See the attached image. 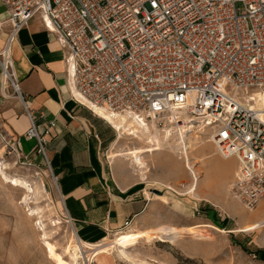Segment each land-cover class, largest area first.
I'll list each match as a JSON object with an SVG mask.
<instances>
[{
  "label": "built area",
  "instance_id": "1",
  "mask_svg": "<svg viewBox=\"0 0 264 264\" xmlns=\"http://www.w3.org/2000/svg\"><path fill=\"white\" fill-rule=\"evenodd\" d=\"M1 2L11 29L0 50V72L22 96L30 121L24 137L35 141L49 167L46 136L54 123H36L10 53L12 41L37 14L67 49L76 102L94 112L100 106L156 120L161 129L188 117L210 130L220 156L237 160L231 195L248 210L264 198V119L239 97L264 89V0ZM9 148L23 154L21 136H13Z\"/></svg>",
  "mask_w": 264,
  "mask_h": 264
},
{
  "label": "crops",
  "instance_id": "2",
  "mask_svg": "<svg viewBox=\"0 0 264 264\" xmlns=\"http://www.w3.org/2000/svg\"><path fill=\"white\" fill-rule=\"evenodd\" d=\"M8 17L0 0V50L11 29ZM10 53L15 77L36 123L40 128L54 123L51 134L46 136L50 167L58 177L59 192L78 235L95 243L111 233L116 237L137 229H154L159 214L155 216L153 211L165 208V201L157 195L163 192L165 182H192L183 163L177 160L181 170L170 169L166 179L165 169L158 164L164 151L152 153L157 166L151 173L146 166L140 164L136 168L124 155H118L119 151L133 147L122 142L109 121L72 98L75 89L67 73V49L46 25L42 14H37L19 31L10 45ZM14 113L7 115L9 127L15 136H21L23 153L29 156L35 141L24 137L30 125L28 114L23 110L13 118ZM203 156L205 173L197 183L198 198L224 205L238 162L234 157L220 156L213 149ZM141 158L139 161L147 165L144 156ZM230 161L235 164L227 169ZM261 205L262 200L257 209ZM258 218H264V212ZM261 254L264 256V251Z\"/></svg>",
  "mask_w": 264,
  "mask_h": 264
},
{
  "label": "rangeland",
  "instance_id": "3",
  "mask_svg": "<svg viewBox=\"0 0 264 264\" xmlns=\"http://www.w3.org/2000/svg\"><path fill=\"white\" fill-rule=\"evenodd\" d=\"M257 92L262 91L240 92L239 97L243 103H248L254 109H264L257 108L254 104L253 94ZM23 110L26 112L22 96L9 79L4 82L0 72V264H56L49 257L46 242L55 244L58 251L68 259L70 254L65 250L74 240L75 226L67 214L52 170L42 153L35 146L29 156L24 153L19 156L9 153V142L15 134L9 127L7 115L15 112V118ZM147 122L152 124L151 120ZM149 127L155 144L146 147L151 151L144 155L146 170L151 173L157 166L152 153L164 151L158 164L160 168L165 169L166 179L170 169L181 170L177 160L183 163L191 176V171L194 170L197 180L204 175V160L196 163L197 158H204L203 153L208 154L210 149L217 152L215 144L209 141L208 128H194L192 133L186 131L185 147L183 144L179 145L177 134L172 140L165 142L163 133L165 128H170L169 125L163 129L157 125L156 130ZM187 129H190V132L192 130L189 126ZM121 132L119 131V138L126 146L133 148L126 152L119 151L118 155H124L132 161L128 152L143 148L144 143ZM140 135L142 136V133ZM115 151H118V148ZM104 152L106 157L107 151ZM184 152H188L187 155H184ZM234 164V161L228 162L227 169L233 168ZM2 171L10 178L26 181L33 190L28 191L25 186L13 185L5 180ZM161 172L159 173L162 175ZM193 176L191 184L188 180L165 182V187L162 188L165 195L159 196L165 201V208L160 207L159 211H153L155 216L159 214V223L152 228L168 225L182 234L181 238L176 241L142 238L135 246L126 250L128 258L123 257L115 248L112 249L111 255L104 254L91 260H87L88 257H80L77 264H264V256L261 254L264 251V227L243 231L245 225L252 224L255 220L241 223L236 215L224 209V205H229L238 213L252 218L264 212V205L257 209L258 204L254 211L248 210L230 191L224 205L196 199L192 193L186 191L195 182ZM169 186L172 190L168 189ZM33 210L36 212L33 213ZM57 220L62 223H55ZM138 230L144 229L136 231ZM198 236H210L211 239L199 241L195 239ZM114 237L111 233L95 244L110 242Z\"/></svg>",
  "mask_w": 264,
  "mask_h": 264
},
{
  "label": "bare ground",
  "instance_id": "4",
  "mask_svg": "<svg viewBox=\"0 0 264 264\" xmlns=\"http://www.w3.org/2000/svg\"><path fill=\"white\" fill-rule=\"evenodd\" d=\"M4 82L6 83V77H3ZM259 91L253 94L254 104L255 106H258L257 108H264V89H259ZM263 105V106H261ZM253 108V107H252ZM94 110L97 114H99L101 117L109 121L114 127L116 126L119 131H122L121 133H126V135L133 136L135 139H138L139 141L144 143L143 148H137L133 149L132 151H129L128 155L131 157L132 162L134 163L135 167L137 168L140 164L143 166H146L143 163H140L139 159L140 157L144 156L145 154L151 152L146 147H149L150 145L155 144V139L152 134L151 126L154 130L158 129L156 120H151L150 124L145 119H138L134 116L128 115V114H114L105 109L104 107L96 106L94 107ZM259 113L261 114V117L264 119V109H257ZM136 125V126H135ZM187 126L191 127L190 129H187ZM115 127V128H116ZM202 130L199 126H196L192 122H188V117H185V121L183 123H179L175 128H165L163 133V138L165 142H168L172 140L173 136L175 134L178 135L179 139V145L183 144V146L186 147V134L185 132L188 131L189 133H192L195 129ZM176 132V133H175ZM142 133V136L140 135ZM187 133V134H189ZM194 134V133H193ZM196 134V133H195ZM176 135V136H177ZM211 140V137H209V141ZM188 152H184L185 155ZM187 155V154H186ZM198 161L196 163L203 161L204 158H197ZM189 169L192 170V168L189 166ZM5 180L11 182L13 185L17 186H25L28 191H32V187L28 185V183L21 179L16 178H10L6 175L4 171H2ZM192 176L195 179V182L186 189L187 192L192 193L194 198H198L199 194L197 191V175L195 174V171H191ZM24 187V188H25ZM170 190H172V187L169 186ZM158 196L164 195L163 192H158ZM260 204V203H259ZM224 209L231 212L232 214L236 215L237 218L240 220L241 223H247L250 220H255L254 223L245 225V227L242 229L243 231H250L254 229H259L261 227H264V218L259 219L257 217H246L245 215H242L232 209L229 205H224ZM253 209L252 211H254ZM33 213L36 212V210L32 211ZM55 223H62L60 220L55 221ZM73 225V224H72ZM193 229V228H192ZM45 233V232H44ZM47 236V234L45 233ZM183 235L178 233L174 228L168 226V225H160L157 226L155 229L145 230V231H129L125 233H121L114 237L112 241L107 242L104 241L102 243H91L88 241H85L83 238H81L78 233L73 231V239L71 243L66 247L67 252H69V258L67 259L65 255L60 253L57 249V246L51 242H46V246L48 249L49 257L54 260L56 264H77L78 258H87V260H91L92 258H96L101 255H111L112 249L118 250V252L123 256L128 258V255L126 253V250L129 249L130 246H135L136 243L142 238H147L151 240L152 238H159L160 240H169V241H176L178 238H181ZM45 237V236H44ZM196 240L204 241L211 239L210 236H198L195 237ZM75 241V242H74ZM264 242V240H263ZM174 243V242H173ZM66 252V253H67ZM51 259V260H52ZM90 262V261H89Z\"/></svg>",
  "mask_w": 264,
  "mask_h": 264
},
{
  "label": "trees",
  "instance_id": "5",
  "mask_svg": "<svg viewBox=\"0 0 264 264\" xmlns=\"http://www.w3.org/2000/svg\"><path fill=\"white\" fill-rule=\"evenodd\" d=\"M260 251V250H259Z\"/></svg>",
  "mask_w": 264,
  "mask_h": 264
}]
</instances>
